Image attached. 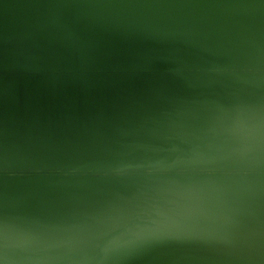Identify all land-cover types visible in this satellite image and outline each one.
<instances>
[{"label":"water","instance_id":"1","mask_svg":"<svg viewBox=\"0 0 264 264\" xmlns=\"http://www.w3.org/2000/svg\"><path fill=\"white\" fill-rule=\"evenodd\" d=\"M5 256L264 264V0H0Z\"/></svg>","mask_w":264,"mask_h":264},{"label":"clouds","instance_id":"2","mask_svg":"<svg viewBox=\"0 0 264 264\" xmlns=\"http://www.w3.org/2000/svg\"><path fill=\"white\" fill-rule=\"evenodd\" d=\"M132 242L133 240L124 241V243H132ZM5 247H6V244H5ZM0 264H9V261L6 256L3 259H0Z\"/></svg>","mask_w":264,"mask_h":264}]
</instances>
